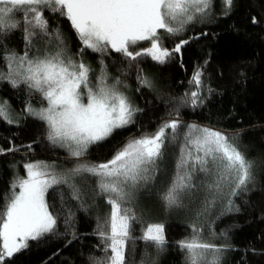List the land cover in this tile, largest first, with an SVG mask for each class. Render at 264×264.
Instances as JSON below:
<instances>
[{
    "label": "trees",
    "instance_id": "1",
    "mask_svg": "<svg viewBox=\"0 0 264 264\" xmlns=\"http://www.w3.org/2000/svg\"><path fill=\"white\" fill-rule=\"evenodd\" d=\"M44 16L49 32L60 33L65 55L90 65L91 83L101 71L107 73L109 83L119 79V89L138 109L133 123L92 145L80 162H106L128 141L151 135L171 120H178L180 127L175 139L169 136L165 141L163 151L173 174L189 125L226 134L253 162V179L247 189L228 195L225 211L212 212L206 223H192V207H166L161 199L165 190L160 189L159 182L155 188L144 190L139 184L125 205L136 217L130 221L125 264H185V253L178 242L192 235L193 225L201 230L205 241L220 246L218 264H264V0H234L227 15L222 0H213L208 14L197 16L180 35L161 36L162 46L170 51L180 41H189L164 64L150 57L129 61L114 51L101 55L85 49L81 53V42L66 17L47 9ZM16 18L20 26L0 34V72L7 66L3 57L10 53L23 55L27 51L34 56L46 47H56L54 35H35L29 44L22 16ZM253 18L257 23H252ZM149 46V41H141L136 50ZM197 69L203 73L202 85L200 102L193 107L184 101L188 99L186 93L197 91L190 83ZM140 77H146L151 87L143 86ZM0 96L7 98L22 116L20 124L0 119V148L18 149L0 154L2 208L5 198L11 195L16 170L25 163L55 162L59 170L65 171L76 166L77 160L47 139L42 121L27 115L29 104L33 108L46 106L39 93L24 84L13 87L0 79ZM73 182L80 190L79 199H74L72 190L64 185L57 186L59 190L49 189L46 196L49 210L57 219L53 233L31 240L8 264H93V258L105 256L98 225L108 216L106 197L99 193L94 177H77ZM148 224L164 226L166 243L162 250L146 245L140 238Z\"/></svg>",
    "mask_w": 264,
    "mask_h": 264
},
{
    "label": "snow or ice",
    "instance_id": "2",
    "mask_svg": "<svg viewBox=\"0 0 264 264\" xmlns=\"http://www.w3.org/2000/svg\"><path fill=\"white\" fill-rule=\"evenodd\" d=\"M233 2L222 0L225 15ZM212 3L213 0H0V34L20 26L16 18L19 14L29 44L38 34L54 35L56 40L55 50L43 55L29 56L25 51L23 55L10 53L3 57L7 73L0 72V79H7L13 87L22 83L41 95L46 106L37 110L29 104L27 114L44 123L47 139L53 145L65 148L77 160L76 167L67 171H57L54 165L44 162L25 164L26 177H19L13 183L11 195L0 208V264H8L11 257L28 246V240L53 233L57 219L49 210L48 191L59 190L57 186L64 185L72 190L74 199H79L80 190L73 182L77 176L94 177L99 193L109 205L108 216L98 225L105 256L93 258V264H125L130 221L136 219L125 205L132 191L150 179L149 173L155 171L157 161L163 157L165 141L169 136L175 139L180 127L178 120L166 121L151 135L130 140L106 162H80L91 145L109 139L116 130L133 123L138 109L119 90V79L109 83L107 73L101 71L96 82H90L89 66L83 60L66 56L60 33L49 32L45 9L66 17L81 42V53L85 49L101 55L114 51L129 61L150 57L164 64L189 41H180L170 51L162 46L161 36L180 35L197 16L208 14ZM252 23H257L255 18ZM141 41H149L150 46L136 50ZM202 75L199 69L193 74L190 83L197 91L186 93L188 99L184 103L195 107L200 102ZM140 80L143 86L151 87L146 77ZM0 119L13 122L3 103H0ZM184 140L176 176L161 197L166 207L180 205L181 195L195 187L192 180L197 171L217 177L208 185L209 191L219 192L221 185L227 183L235 195L252 182L253 162L246 159L226 134L189 125ZM5 151L18 149L0 148V154ZM200 232L193 225L192 235L178 242L185 253V264H218L220 248L205 241ZM140 238L146 245L162 250L166 243L164 226L148 224Z\"/></svg>",
    "mask_w": 264,
    "mask_h": 264
},
{
    "label": "rangeland",
    "instance_id": "3",
    "mask_svg": "<svg viewBox=\"0 0 264 264\" xmlns=\"http://www.w3.org/2000/svg\"><path fill=\"white\" fill-rule=\"evenodd\" d=\"M46 48L47 49L45 51L40 52V54H38V55H43L46 52L53 51V49H50V47H46ZM89 68H90V65H89ZM1 72L6 74L7 73V66L2 68ZM5 80L8 81L7 79H5ZM0 103H3L7 106V109H8V111L11 114V117L13 119L12 123L13 124H20V122L22 120V116L17 114L16 111H14V109L11 107L7 98H5L4 96L3 97L0 96ZM40 108L41 107H37L35 109L39 110ZM202 128H206V127H202ZM137 138H140V137H137ZM90 147L88 148V150L90 149ZM59 149L62 152H66L69 155V153L66 151L65 148H62L59 146ZM162 151H163V149H162ZM38 162H44V163L52 164L56 167L57 171H61V170H59V167L55 164V162H45V161H38ZM32 163H34V162H32ZM25 164H28V163H25ZM25 164L21 167V169L16 170L17 178L15 180H17L19 177H26V171H25V167H24ZM74 167H76V166H73L72 168H74ZM172 167L173 166L168 167V165L166 163L165 154L163 151V157L157 161V166L155 168V171L149 173L150 179L140 183V184H142V190H144L143 188H146V189L155 188V186L159 182L161 184L160 185L161 188L160 187L159 188L167 191V189L172 184V182L176 176V171L173 174V171L170 170ZM68 170H70V169H68ZM65 171H67V170H65ZM77 177L79 178V176H77ZM77 177H75L73 181H75V179H77ZM216 178L217 177L215 176V174H205V173H201V172L197 171L193 177V180H192V184L195 185V187H193L190 190H187L184 194L181 195L180 205L177 207V209L181 208V206H183V207L185 206V207H187V209L192 207L194 210L192 223H193V221L197 222V223L209 222L211 217H212V212H214V211H220V212L225 211V198L228 195H229V197L231 195H233L232 191H231V185H228L227 183L222 184L219 192H216L215 190L209 191L208 185L214 183ZM164 190H162V191H164ZM17 191H19V189H17ZM134 191H135V189H134ZM130 200H131V198H130ZM210 201H213V202L209 203ZM174 208L175 207H172L170 209H174ZM30 241L31 240H28L27 244ZM0 245H2V240H0ZM214 245H216V244H214ZM216 246L218 248L220 247L218 245H216Z\"/></svg>",
    "mask_w": 264,
    "mask_h": 264
}]
</instances>
